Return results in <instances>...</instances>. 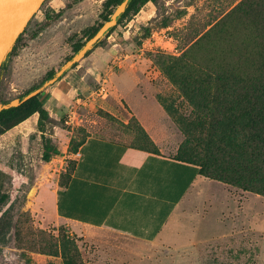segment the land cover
I'll return each mask as SVG.
<instances>
[{
    "label": "rangeland",
    "instance_id": "rangeland-1",
    "mask_svg": "<svg viewBox=\"0 0 264 264\" xmlns=\"http://www.w3.org/2000/svg\"><path fill=\"white\" fill-rule=\"evenodd\" d=\"M103 2L44 0L0 69V103L15 104L49 69L63 66L73 54L71 42H84V29L102 21ZM108 23L100 29L99 45L41 96L50 117L44 131L35 114L0 135V188L9 195L0 211L7 210L0 224V264H264V195L248 191L245 199L246 190L237 186L238 207L252 230L187 249L72 228L55 216L53 191L90 134L147 151H186L201 160L203 117L164 71L178 62L210 68L241 62L249 72L257 54L254 40L263 41L264 0H153L110 32ZM120 77L133 81L122 96L114 93ZM44 137L60 150L49 161L42 159Z\"/></svg>",
    "mask_w": 264,
    "mask_h": 264
},
{
    "label": "crops",
    "instance_id": "crops-1",
    "mask_svg": "<svg viewBox=\"0 0 264 264\" xmlns=\"http://www.w3.org/2000/svg\"><path fill=\"white\" fill-rule=\"evenodd\" d=\"M132 84L120 77L114 93L122 96ZM73 155L72 169L51 198L55 216L72 228L105 230L170 250L252 230L238 207L237 187L203 176L197 165L173 154L90 134ZM241 193L248 198V191Z\"/></svg>",
    "mask_w": 264,
    "mask_h": 264
},
{
    "label": "trees",
    "instance_id": "trees-1",
    "mask_svg": "<svg viewBox=\"0 0 264 264\" xmlns=\"http://www.w3.org/2000/svg\"><path fill=\"white\" fill-rule=\"evenodd\" d=\"M149 1L153 0H128L107 32L112 31L127 16L136 14ZM122 2L123 0H104L100 16L102 21L84 29V42H71L73 54L63 66L57 70L49 69L40 83L17 97L15 104L6 101L0 103V135L33 114L38 115V130L44 131V125L50 120L49 112L41 100L44 91L67 71L76 67L78 60L69 66L67 64L99 32L104 22H109L114 9ZM61 13L60 10L52 18L48 17L45 25H49ZM260 32L263 41L261 38L254 40L257 54L249 63V72L241 70V62L236 67L234 65L228 68L198 67L192 63L178 62L167 67L164 72L201 113L203 120L199 123L205 124V131L198 138L197 144L201 150V160L191 159L186 151L174 155L175 158L197 165L198 172L204 176L264 195V26ZM20 37L21 34L5 55L0 69ZM99 42L98 38L80 58L86 57ZM59 154L58 147L44 137L42 159L49 161L52 156ZM8 201L9 195L0 188V211ZM6 211L0 212V224L4 221Z\"/></svg>",
    "mask_w": 264,
    "mask_h": 264
},
{
    "label": "water",
    "instance_id": "water-1",
    "mask_svg": "<svg viewBox=\"0 0 264 264\" xmlns=\"http://www.w3.org/2000/svg\"><path fill=\"white\" fill-rule=\"evenodd\" d=\"M43 1L44 0H0V66L5 55L14 44L17 37L23 32L25 26ZM127 1L128 0H123L118 12L111 17L107 28L115 23L116 17L124 9ZM103 32L104 30H100L93 36L67 65L69 66L73 61L78 60ZM61 72L62 70H60V73Z\"/></svg>",
    "mask_w": 264,
    "mask_h": 264
}]
</instances>
